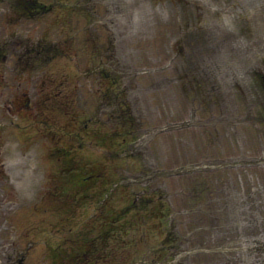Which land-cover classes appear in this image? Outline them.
Wrapping results in <instances>:
<instances>
[{
  "label": "rangeland",
  "instance_id": "rangeland-1",
  "mask_svg": "<svg viewBox=\"0 0 264 264\" xmlns=\"http://www.w3.org/2000/svg\"><path fill=\"white\" fill-rule=\"evenodd\" d=\"M42 1L51 9L12 25L11 0H0V42L12 39V32L6 37L10 30L18 33L13 37L16 44L6 45L5 53L12 47L17 50L7 63L0 58V264H18L20 255L21 264H60L58 258L70 249L66 237L72 229L89 216L111 219L137 196L149 197L150 203L146 208L139 204V215L125 216L127 229L110 235L104 251L91 253L96 258L91 264H173L176 250L202 243L211 232L209 245L229 242L241 247L246 242L242 237H262L264 84L252 73L257 68L245 74L241 65L233 66L254 81L239 84L227 82L233 78L228 77L231 69L224 68L216 77L219 86L207 90L214 84L196 77L203 61L221 53L224 63L236 53L230 41L221 49L215 44L204 47L202 37L195 35L203 33L202 27L186 29L196 20H178L171 0H120L117 6L124 10L111 11L96 22L89 0ZM198 1L216 8L231 2L191 0L193 13ZM244 2L250 8L255 2L252 23L264 32V0ZM96 4L104 12L105 4ZM214 9V15L224 20V32L235 29L234 12ZM94 25L100 31L97 37ZM218 29L206 28L210 40L220 42ZM185 33H193L187 41L180 38ZM110 41L114 46L108 48ZM38 43L46 51L35 57L27 48H37ZM95 54L100 61L92 62ZM130 113L139 125V136L111 142V133L123 130L117 117ZM112 146L119 148L117 156L110 155ZM63 150L87 169L94 165L97 174L71 189L70 204L58 196L61 185H66L61 167L70 162ZM189 163L201 166L152 173ZM214 177L221 179L212 186ZM221 187L234 188L229 208L218 205L224 201ZM207 188H212L215 206L222 209L214 222L202 204ZM249 217L257 222H249ZM55 247L61 253L58 257L53 255ZM202 251L201 257L198 252L184 254L175 264H197L206 256L219 262L204 264H234L238 256L235 250ZM254 255L262 257L259 251Z\"/></svg>",
  "mask_w": 264,
  "mask_h": 264
},
{
  "label": "flooded vegetation",
  "instance_id": "flooded-vegetation-1",
  "mask_svg": "<svg viewBox=\"0 0 264 264\" xmlns=\"http://www.w3.org/2000/svg\"><path fill=\"white\" fill-rule=\"evenodd\" d=\"M97 1L103 2L105 4V8H104V12H103V7H101V4H96ZM120 0H89L90 5H89V13L90 15L93 17L92 18V22H96L99 18L100 20H103L105 17H108L110 15L109 12L111 11H119V10H124L125 8L117 6ZM191 0H171V9H172V13L175 15V17L178 20H181L182 18H192L194 17V19L196 21L192 22V24L186 28V29H192V28H196L197 26L202 27L203 29V33H197L195 35H198L200 37H202V43L204 47H212L215 45L219 46V49H221L222 43L224 41L231 42L232 48L234 49V52L236 53L235 56L231 58V61H224V63L222 62V60H225V56L221 53L218 54L217 57H215L214 59H208L207 61H203V65H200L199 67V72L200 74H198L196 77L197 79L204 77L206 78L208 81V83L210 86L208 87L207 90L209 89H216L219 86V82L216 80V77L218 76V74H223V69L224 68H228L231 69L229 76L230 78H233L232 81L229 80L227 81L228 83L233 82L235 84H239V83H254V81L251 79V75L250 76H245L244 75H240V73H238L236 70H232L233 66H238L241 65L244 69V73L248 74L250 69L252 68H257V72H252L255 73L254 76L256 75V80L259 83H263L264 84V71H261V67H263L264 69V32H259L258 30H256V27L253 26V14L256 11V6H255V2H254V7L250 8L248 5L245 4L244 0H231V2L229 4H224L222 5L220 8H216V7H209L206 4L198 1L197 3L199 4L198 6V10L196 13H193L191 11ZM11 6L13 7V11H14V17H8V21L11 20L12 25L17 23L18 21H20V19H31L32 17H35L37 15H41L44 12L48 11V8L46 7L45 3L42 0H11ZM17 8L20 9V11L17 10ZM213 8H215L214 10H218V11H229V13L234 12V16L233 18V22L235 24V29H233L231 32H224L223 29L227 28L224 26V20H222V16H218V15H214L213 13ZM103 12V13H102ZM243 19L244 23H240L239 21ZM239 20V21H238ZM203 21H207V23H203ZM180 23V27L182 25H184L183 22H179ZM29 24V23H27ZM211 25H218L220 27L219 32L222 33V39L220 40V42H216L215 40L218 39H214V40H210L209 36V32L206 30V28L208 26ZM181 27V28H182ZM245 27H249L251 28L250 31L245 32L244 28ZM92 32H93V36L97 37V34H100V31H98L97 27H95V25L91 28ZM15 30H10L8 31V33H6V37L7 35H10L12 32V36L16 37L18 36V33H16L15 35ZM10 33V34H9ZM102 33V31H101ZM245 33V34H244ZM193 33L190 34H184V37H180L181 40H188L191 35ZM204 36V38H203ZM12 39H5L4 41L0 42V58L2 59V61H5L6 63L8 62V60L10 59V54L14 51L17 50L16 47H12L9 48L7 50V52L5 53V46L6 45H11V44H16V40L15 38ZM7 41V43H6ZM18 41V40H17ZM24 46L26 45L25 41H24ZM39 45L37 46V48L35 47H29L27 48V50L30 51H34L35 54L38 53H42V51H45L46 49H44V45L38 43ZM105 44V41L104 43ZM114 46V42L112 43L111 41L109 42V47L111 48ZM194 50H196V52H198V46H193ZM105 51H103V55L100 57V59L102 60L105 56ZM97 54V52H96ZM91 58L92 62H94L95 60H98L99 57L97 58V56ZM27 55V54H26ZM101 55V54H100ZM28 57L30 55H27ZM36 56V55H35ZM24 59H26V56L24 57ZM99 59V60H100ZM221 60V61H219ZM8 65V64H7ZM9 67V65H8ZM26 67V66H25ZM12 68V67H10ZM15 68V67H13ZM97 68H100L101 71V64L100 66H98ZM14 71V70H13ZM251 73V74H252ZM253 76V77H254ZM2 80L4 82H7V78L5 77V75H2ZM226 82V81H225ZM21 82L19 81L18 84H16V88L20 87ZM23 92H28L26 89H23ZM28 102V101H27ZM29 104V102L27 103V105ZM7 108L11 109V105L8 103L7 104ZM221 178L218 177H214L212 186L215 184H218L219 180ZM225 180V179H223ZM209 183V182H208ZM226 184V183H225ZM224 184V185H225ZM208 185V184H207ZM213 188V187H212ZM212 188H207L206 189V195H205V199L204 202L202 204L207 205L205 208V211H207V213H209L211 222H214L216 219H219L220 215L217 213V211L221 210L220 208L216 207L215 204H217V200H215L214 196L211 195V190ZM222 191H224V194L222 196V198H224V201H222V203H218V205L221 206H226V207H230L232 206V203L230 201V193L234 188H225V187H221L220 188ZM200 204V206L202 205ZM198 205V207H200ZM209 206V208H208ZM197 209V208H196ZM201 210V209H198ZM202 211V210H201ZM231 213L234 212L232 207L230 209ZM242 222V221H241ZM241 224V223H240ZM238 231V230H237ZM212 236H213V232L210 233V236L205 235V238L202 240V243H197L195 245H197L198 247H203V246H211L209 245L206 241H208L210 239V241H212ZM237 236H238V232H237ZM240 236V234H239ZM250 237H246V239H244L242 237V241L246 240L245 244L241 247H235V251H238V257H245L250 255L253 252V247L252 244H250ZM241 243V240H238ZM237 241V242H238ZM212 245H217V244H212ZM183 246H187V245H183ZM201 250H206L204 248H201ZM210 250V249H208ZM207 250V251H208ZM211 250H214L213 248ZM239 251H242V255H239ZM199 257H201V252H199ZM237 256V255H236ZM235 256V257H236ZM22 255L19 256L18 258V264L22 263L21 260ZM218 258V257H217ZM219 259V258H218ZM218 259H216L217 261H214V258H212L211 256H206V258H204L203 260L199 261L197 264H204V262H213V263H218ZM226 262H222V264H224ZM7 264H14V263H7Z\"/></svg>",
  "mask_w": 264,
  "mask_h": 264
},
{
  "label": "trees",
  "instance_id": "trees-1",
  "mask_svg": "<svg viewBox=\"0 0 264 264\" xmlns=\"http://www.w3.org/2000/svg\"><path fill=\"white\" fill-rule=\"evenodd\" d=\"M46 7L48 6L46 5ZM117 119L119 121L120 126L123 128L122 131L124 132H112L110 135L111 142H115L118 139L126 140V136L129 135H131L132 139H136L139 136V125L134 115H132L131 113L123 116L120 115L117 117ZM83 127H85V129L87 128L85 125H83ZM91 133L93 134V131H91ZM56 151L59 155H61L60 149H57ZM63 152L68 157V161L70 162L67 165L61 167V171L62 174H64L63 177L65 178L64 180L66 182V185H61V189L58 196L64 200V203H68L71 201V189H74L77 184H84L97 174L94 171V165H89L90 167L89 169H87L85 166L86 164L77 162L75 156L71 155L68 150H63ZM118 153L119 148H115V146H112L110 155L117 156ZM87 164L89 163L87 162ZM71 196L73 200H77L76 195ZM102 199L103 198H100L99 201H101ZM149 203V197L147 198L137 196L133 197L125 207L118 209V211L110 215L111 219H108L105 216H101L98 220H96L94 219V215L92 217H87V219L82 223L80 227H78L77 229H72L69 232L66 238H68L69 240L70 249L64 254H62V257L58 258V263L91 264L93 259L91 257V253L102 250L104 251L107 247V239L110 235L115 236L120 230L127 229L126 226L128 225L129 220L125 219V216L129 215L133 217L134 215H139V204L143 208H146ZM67 207L68 206H66V208ZM143 215L144 217L146 216L145 213H143ZM79 229H81V231L79 233H76V231ZM58 248L59 247H55V249L53 248V253H57L53 255H56L57 257L61 254L59 253L60 251Z\"/></svg>",
  "mask_w": 264,
  "mask_h": 264
},
{
  "label": "water",
  "instance_id": "water-1",
  "mask_svg": "<svg viewBox=\"0 0 264 264\" xmlns=\"http://www.w3.org/2000/svg\"><path fill=\"white\" fill-rule=\"evenodd\" d=\"M192 167H196V165H185V166H180V167H176V168H172V169L164 168V169H159L157 171L168 172V173H179V172H182V171H186V170H188V169H190ZM127 179L133 180L134 178L128 177Z\"/></svg>",
  "mask_w": 264,
  "mask_h": 264
}]
</instances>
